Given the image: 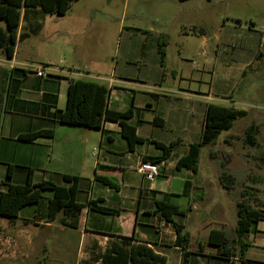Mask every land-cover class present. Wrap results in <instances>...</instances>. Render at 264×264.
Listing matches in <instances>:
<instances>
[{
  "label": "crops",
  "instance_id": "1",
  "mask_svg": "<svg viewBox=\"0 0 264 264\" xmlns=\"http://www.w3.org/2000/svg\"><path fill=\"white\" fill-rule=\"evenodd\" d=\"M79 1L72 0L64 14H50L51 27L47 33L45 19H36L40 13L38 8L22 9L12 56L6 57L0 52V192L6 190L9 183H23L29 168L32 183L51 180L57 185H66L63 174L77 176V200L86 205L75 227L61 223V212L48 219L46 202L51 196L48 189L42 191L38 204L21 207L16 217L0 215V264H26L27 258L35 253L34 237L45 232L56 241L61 236L63 251L69 244L77 242L73 264H104V254L114 248V244H124L125 241L147 244L165 257L164 264H167L166 251L175 254V264H182L184 253L186 264H228L231 261L239 264L242 259L239 254L264 264V229H258L264 216L253 231L238 234L235 226L236 233L232 237L226 233L223 222L209 220L202 225L208 227L206 237H200L198 230L196 234L187 231L189 241L187 247L182 248L175 242L172 224L159 213L151 212L156 199L165 198L177 204L185 214H175L173 219L184 229V224L176 217L196 210L204 193L196 194L200 185L191 170L175 168L176 161L188 152L189 144L194 141L184 142L180 135L163 141L141 134L140 127L194 132L198 136L195 141H198L206 106L209 103L233 106L224 103L234 102L231 92L217 91L212 80L206 92L198 85L197 67L193 66L192 46L188 43L190 35L197 30L195 17L181 10L179 16L172 14L177 19L176 27L181 36L176 60L169 61V34L137 28L141 40L131 44L134 59L127 56L128 59H124L118 68V60L110 64L104 49L107 30L113 27L108 12L92 6L77 8L74 5ZM188 1L179 2L184 5ZM118 26L121 32L129 30V26L121 21ZM201 36L203 43L207 44L208 37ZM48 48L53 50L52 54ZM39 66L43 67L46 77L35 73L34 68ZM90 78L107 87L108 109L133 110V115L125 120L136 126V133L144 138L143 141L130 147L122 137L117 121L103 120L99 128H92L66 124L58 119V110H63L66 105L70 80ZM227 79H230L228 73ZM200 98L204 100L200 101ZM41 129H51L52 134L30 141L17 138L19 134ZM227 136L231 134H226L223 141L228 142ZM177 138L180 142L169 158L156 162L158 175L153 180H146L138 166L144 156L160 154L161 150L154 141L168 143ZM95 149L96 154H92ZM215 156L213 153V159ZM225 160L235 185L236 173L230 166V156ZM8 167L9 178L6 176ZM102 178L115 183L116 187L104 184ZM173 180L178 182L177 191L169 189ZM185 181L192 182L188 195L184 193ZM262 181L259 179L256 185H249L250 191H240L237 209L238 202L243 200L264 214ZM173 197L187 200L179 204L173 201ZM90 200L97 205L115 208L118 213L94 210L87 205ZM212 229L225 232L235 256L226 260V255L217 252V245L208 242ZM43 244L44 241L41 242V251L44 250ZM250 247H260V254L249 257L247 251ZM43 262L42 254L38 263Z\"/></svg>",
  "mask_w": 264,
  "mask_h": 264
},
{
  "label": "rangeland",
  "instance_id": "2",
  "mask_svg": "<svg viewBox=\"0 0 264 264\" xmlns=\"http://www.w3.org/2000/svg\"><path fill=\"white\" fill-rule=\"evenodd\" d=\"M74 6H92L108 12L113 27L110 26L107 30L104 49L110 64L118 60V68L124 59H128L127 56L134 59L131 44L141 40L137 28H150L169 34V61L174 58L176 60L181 36L176 27L177 19L172 14L179 16L178 11L181 10L195 17L198 22L197 30L190 35L188 43L192 46L191 59L193 66L197 67L195 74L200 89L206 92L212 80L217 91L231 92L234 102L227 101L224 104L245 109L247 115L238 118L230 129L222 130L214 141L202 146L196 174L200 188L195 192L204 193V197L197 202L196 210L176 219L184 224V229L190 234H196L198 230L200 237L204 238L208 227L202 225L209 220L221 221L228 236L232 237L236 233V203L241 198L240 191H250L248 186L256 185L259 179L264 182V113H261L264 111L261 109L264 107V43H261L264 39V0H189L184 5L178 0H80ZM38 10L40 13L36 19H45L47 33L51 27L50 13ZM120 21L129 26V30L119 31ZM0 25L4 26L3 20H0ZM201 35L208 37L207 44L203 43ZM33 42L38 44L36 40ZM48 49L49 54H52L53 50ZM231 59L235 61L231 62ZM227 73L230 79L226 80ZM90 80L98 82L93 78ZM193 86L196 87L197 84ZM250 124L256 126L255 144L244 141L245 129ZM139 131L163 141L175 135H180L184 142L198 138L194 132L190 134L146 125L140 127ZM226 134H231L227 136L228 142L223 141ZM213 153L216 154L214 159ZM228 155L231 158L230 166L236 173V183L231 190L224 188L220 180L221 163L227 161L225 158ZM177 187L178 182L171 181L169 189L177 191ZM186 200L185 197H173V201L179 204ZM197 226L201 228L198 229ZM258 229H264V222H259ZM59 239L56 241L47 232L36 235L33 239L35 253L27 258L26 264H39L38 258L42 254L43 264H73L77 242L69 244L65 247L67 250L63 251L60 247L63 244L61 236ZM260 252V247H250L247 255L255 257ZM165 254L167 264L176 263L174 253L166 251Z\"/></svg>",
  "mask_w": 264,
  "mask_h": 264
},
{
  "label": "trees",
  "instance_id": "3",
  "mask_svg": "<svg viewBox=\"0 0 264 264\" xmlns=\"http://www.w3.org/2000/svg\"><path fill=\"white\" fill-rule=\"evenodd\" d=\"M72 0H0V20L4 21V26L0 25V52L6 57H11L16 44V33L19 26L22 9L38 8L50 14H64L69 8ZM186 1V0H179ZM202 30V29H201ZM24 71V70H23ZM108 97L107 87L99 82L84 79H71L67 87L66 105L63 110H58V119L70 125H84L92 128H99L103 120L117 121L120 125V133L130 147L134 143L143 141L144 138L137 135L136 126L128 123L125 119L133 115L131 108L125 111L108 109L106 101ZM247 115L245 109L234 106H224L209 103L204 114V123L198 141L189 144L188 152L181 156L175 163V168L186 167L194 175L198 172V158L203 145L214 140L222 131L232 127L235 119ZM256 126L250 124L245 129L244 141L248 144H255ZM51 129H41L19 134V140L30 141L38 136H50ZM180 139L177 138L168 143L154 141L161 152L157 155H147L143 157L145 161L160 162L169 158L171 152L177 147ZM227 161L221 163L222 171L220 180L223 187L230 189L234 185V177L227 171ZM7 178L10 177V167H8ZM32 171L27 169V176L23 183H9L6 190L0 192V215L5 217H16L21 207L29 204H38L42 199V191L50 190L51 196L47 199V217L53 219L61 212L63 218L61 223L75 227L78 224V217L82 208L86 205L77 200L78 177L63 174L66 185H57L51 180H42L37 183L31 181ZM104 184L116 187L115 183L102 178ZM192 187L191 181H185L184 193L189 194ZM201 197V195L199 196ZM88 207L103 213L115 214L118 210L104 205H97L93 201H88ZM152 213H159L163 219L169 221L175 231V242L182 248L187 247L189 234L184 231L183 226L178 224L173 215H183L185 210L167 199H156L155 208ZM264 216L261 209H256L251 204L243 200L238 202L236 232L243 234L253 231L257 222ZM208 242L217 245V252L220 255L235 256L229 247L228 237L220 229L210 231ZM185 254H183L182 264H186ZM242 258L239 264H261L259 261ZM104 264H164L165 257L153 250L145 243L114 244L110 251L106 252L102 258ZM228 264H236L229 262Z\"/></svg>",
  "mask_w": 264,
  "mask_h": 264
},
{
  "label": "built area",
  "instance_id": "4",
  "mask_svg": "<svg viewBox=\"0 0 264 264\" xmlns=\"http://www.w3.org/2000/svg\"><path fill=\"white\" fill-rule=\"evenodd\" d=\"M261 43H264V39L262 40ZM35 73L38 76L41 77H46L47 74L44 72V69L42 66L35 67L34 68ZM97 149H95L92 154H96ZM138 171L142 174V176L146 180H153L159 173V166L158 163L156 162H151V161H141L139 166H138Z\"/></svg>",
  "mask_w": 264,
  "mask_h": 264
}]
</instances>
